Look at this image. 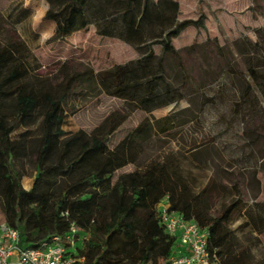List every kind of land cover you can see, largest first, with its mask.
I'll return each instance as SVG.
<instances>
[{
	"label": "trees",
	"instance_id": "trees-1",
	"mask_svg": "<svg viewBox=\"0 0 264 264\" xmlns=\"http://www.w3.org/2000/svg\"><path fill=\"white\" fill-rule=\"evenodd\" d=\"M48 9L42 18L54 25L52 42L94 26L95 34L117 38L134 47L139 58L97 73L58 71L60 81L39 80L33 57L17 30L31 14L21 3L0 11V222L15 229L19 247H37L51 237H65L75 229L74 257L83 264H167L176 251V240L161 223L156 206L167 203L169 211L195 222L208 234V251L219 264H253L246 249L231 239L230 224L240 203L220 207L211 214V182L195 191L171 162L136 165L134 171L114 174L135 165L148 145L147 122L139 124L115 147L107 139L122 120H109L90 134L67 136L62 129L68 101L98 88L100 92L149 113L177 100L164 76V57L178 60L172 40L200 21H179L174 0H44ZM202 16V15H201ZM158 45L161 56L154 54ZM250 83L242 100H264V70H249ZM207 101V100H206ZM209 102V100L207 101ZM254 107V106H253ZM167 116L155 131L167 134L174 123ZM38 123V135L29 127ZM23 129L13 138L17 129ZM257 141L252 139L253 146ZM32 164L36 176L29 190L21 186L23 167ZM140 165V166H139ZM254 228L264 226V217L245 210ZM81 264V263H76Z\"/></svg>",
	"mask_w": 264,
	"mask_h": 264
},
{
	"label": "rangeland",
	"instance_id": "rangeland-1",
	"mask_svg": "<svg viewBox=\"0 0 264 264\" xmlns=\"http://www.w3.org/2000/svg\"><path fill=\"white\" fill-rule=\"evenodd\" d=\"M174 1L180 8L179 21H200L172 40L178 60L164 57L165 80L177 100L145 113L94 87L68 101L62 129L67 136L80 131L90 134L106 121L121 119L107 139V146L113 148L147 122L152 127L148 145L135 165L118 170L113 181L138 164L157 161L179 168L191 191L211 182V214L216 215L224 204L240 203L241 210L229 227L234 247L245 248L253 264H264V226L256 229L244 217L245 210L264 217V100L257 92L256 100H242L243 89L251 82L249 70H264V0ZM18 3L31 10L16 28L31 51L39 80L59 82L55 77L62 65L65 71L95 74L139 58L136 48L96 35L92 25L52 42L54 25L42 20L48 9L44 0H0V11L6 13ZM152 49L161 56L158 45ZM167 116L175 119L169 133L155 131L156 122ZM21 132L18 128L13 138ZM38 133V123L29 127L30 137ZM22 172L21 186L29 190L36 172L30 163ZM160 260L158 264H163Z\"/></svg>",
	"mask_w": 264,
	"mask_h": 264
},
{
	"label": "built area",
	"instance_id": "built-area-1",
	"mask_svg": "<svg viewBox=\"0 0 264 264\" xmlns=\"http://www.w3.org/2000/svg\"><path fill=\"white\" fill-rule=\"evenodd\" d=\"M156 209L165 232L176 240V251L167 264H219L216 255L208 251V234L195 222L169 211L165 202L158 204ZM75 233L71 228L70 234L63 238L51 236L37 247L23 250L19 247L18 232L0 222V264H83V258L74 257V248L77 240L84 245L87 237L75 240Z\"/></svg>",
	"mask_w": 264,
	"mask_h": 264
}]
</instances>
